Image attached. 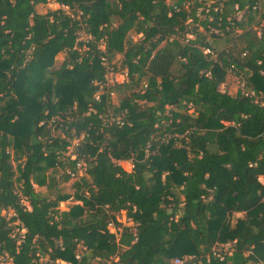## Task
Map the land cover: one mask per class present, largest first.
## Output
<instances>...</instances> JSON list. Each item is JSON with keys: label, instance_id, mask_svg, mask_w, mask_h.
Here are the masks:
<instances>
[{"label": "trees", "instance_id": "1", "mask_svg": "<svg viewBox=\"0 0 264 264\" xmlns=\"http://www.w3.org/2000/svg\"><path fill=\"white\" fill-rule=\"evenodd\" d=\"M54 1L70 14L37 12L47 0H0V263L264 264L258 0ZM80 30L91 36L86 50ZM116 55L127 80L108 86L101 59L113 68ZM229 73L242 79L235 95L221 90ZM113 92L122 94L112 114L119 124L109 121ZM81 135L70 160L68 140ZM55 169L72 195L35 191H51ZM71 198L80 204L60 211ZM234 214L243 216L231 223ZM14 222L25 230L20 244ZM231 242L223 261L211 255Z\"/></svg>", "mask_w": 264, "mask_h": 264}, {"label": "rangeland", "instance_id": "2", "mask_svg": "<svg viewBox=\"0 0 264 264\" xmlns=\"http://www.w3.org/2000/svg\"><path fill=\"white\" fill-rule=\"evenodd\" d=\"M199 3L202 2L206 7L210 6L211 3L214 0H197ZM112 6H116L118 4V0H110ZM172 2H169V4H171ZM258 10L259 13L256 16V19L259 18V15L264 12V0H258ZM185 8H188V4H185ZM57 9H61L62 12L66 13L67 10H65L64 8L62 9V7L58 6V4L55 3L54 0H47V2L45 4H40L38 6H36V10L39 13H46L47 11H54ZM69 12V11H68ZM242 14V13H241ZM241 14H237V18L238 20L241 18ZM244 20H246V23L248 24V20L247 18H244ZM250 25L254 26V23H251ZM241 31H237V33H239ZM82 36V35H81ZM129 39H131L132 41H138L140 39V35H136L133 32L130 33L129 35ZM215 48L217 50H222L225 47L224 41L223 40H217L215 43ZM64 60V53H60L55 57V62H54V67H58L60 65V63H62ZM121 62H122V57L121 55H116L114 60L112 61V64L114 65L113 69L109 70V73L107 74V84L108 86H113V84H121L122 82H125L126 76H125V70L123 68H121ZM49 74H52V71L49 70ZM243 89V84H242V79L239 76H235L233 74H228L226 77L225 82L221 85V90L222 91H226L232 95H235L236 92L238 90H242ZM244 91V90H243ZM122 97L121 93H117V92H113L110 95V104H111V109L109 111V114H113V110L114 108H117L120 105V99ZM260 100V99H259ZM189 113H191V111H189ZM224 125H228V123H223ZM55 134H59V131H56ZM121 167L126 171V172H130V166L131 163L129 161H122ZM14 166V164H13ZM64 173V171L60 170V169H55L54 171L50 170L47 174L52 176V181L51 184L49 186V190L46 189V187H37L34 186V189L36 192H40V193H50L51 196L55 195L56 192H60L62 194H70L72 195L74 192V189L71 188V186L69 185V183H64L62 180V174ZM73 199V198H71ZM73 202V203H71ZM23 204L25 206H28V203L23 201ZM75 204L74 200H68L62 203H59L58 209L60 211H68L70 210ZM1 215L4 216V218L6 220H11L12 217V212L11 211H2ZM242 214H234L232 216L231 219V223H234V221L236 220V218L242 217ZM120 217V216H119ZM122 218V217H121ZM11 226H15L16 222L14 223H10ZM16 231V227L14 229ZM216 247V245L214 246ZM213 247V248H214ZM85 251V248L81 245H79L77 247V251L76 253L78 255H82V253ZM1 263L5 264L6 261H1ZM90 264H101L98 260H93L91 261ZM249 264H254V263H249Z\"/></svg>", "mask_w": 264, "mask_h": 264}, {"label": "built area", "instance_id": "3", "mask_svg": "<svg viewBox=\"0 0 264 264\" xmlns=\"http://www.w3.org/2000/svg\"><path fill=\"white\" fill-rule=\"evenodd\" d=\"M63 8L65 10H67V12L65 14H70V12H68L69 10H68L67 7H62V9ZM235 9H237V7H235ZM236 31H238V30H236ZM260 33H261V28H256V34L259 36ZM77 37H78L77 41H80V42L84 43L83 49L86 50L87 48L85 46L91 40V36L89 34L85 33L84 31L80 30L77 33ZM100 49L104 53V51H105L104 47L100 46ZM204 53L205 54H209L210 51L206 49V50H204ZM101 61H102V65L106 66L108 68V70L113 69V68L108 66V63H107V61H106V59L104 57H102ZM108 73H109V71H108ZM107 74L105 76L106 84H107ZM125 76H126V72H125ZM102 88L103 87L101 86L100 90ZM109 95H111V93ZM95 99L99 100V95H96ZM109 115H110V118H109L110 122H116L117 124L120 123L121 120H120L119 116L116 117V116H113L112 114H109ZM82 138H83V135H81L80 137H76L75 136V137H73V138L68 140L69 145L66 147L64 155L66 157H68L70 160H76V150L79 147ZM120 163L118 162V164L121 166ZM132 168H133V165L131 163L130 170H132ZM76 170H77V175L78 176L83 175V173L86 170V164L83 161H81V160L77 161ZM262 201L264 202V197H263ZM123 222L126 223L127 225H130V226L133 225L130 220H126L125 218L123 219ZM15 227H16V231L14 230ZM12 228L13 229L11 231V237L12 238L16 237L17 238V244H20V242L23 240V235H24L25 230L23 229L21 224H19L18 222H16V225L12 226ZM107 230H108L109 233H114L116 235L119 232V229H116L113 226L112 223L108 224ZM234 244H235V242H231V243H227V244H217L216 247L212 248L211 255L213 257L219 259L220 261H223L226 257L230 256L233 253ZM207 258H209V257H207ZM0 264H3V263H0ZM107 264H110V262H107ZM171 264H199V262L195 261V259L193 257H182V258L173 259L171 261Z\"/></svg>", "mask_w": 264, "mask_h": 264}, {"label": "crops", "instance_id": "4", "mask_svg": "<svg viewBox=\"0 0 264 264\" xmlns=\"http://www.w3.org/2000/svg\"><path fill=\"white\" fill-rule=\"evenodd\" d=\"M123 162H124V161H123ZM119 163H120V162H119ZM121 163H122V161H121ZM259 181H260V183L263 184V183H264V177H261V178L259 179ZM69 200L71 201V200H74V199H69ZM74 202H75V204H73V205L80 204L79 202H77V201H75V200H74ZM71 203H73V202H71ZM124 218H125V217L123 216V217H122V220H123Z\"/></svg>", "mask_w": 264, "mask_h": 264}]
</instances>
